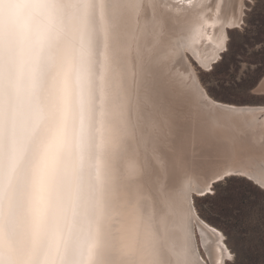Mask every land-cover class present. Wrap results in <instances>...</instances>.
<instances>
[{"label":"snow or ice","instance_id":"obj_1","mask_svg":"<svg viewBox=\"0 0 264 264\" xmlns=\"http://www.w3.org/2000/svg\"><path fill=\"white\" fill-rule=\"evenodd\" d=\"M204 7L2 0L0 264H264V0Z\"/></svg>","mask_w":264,"mask_h":264},{"label":"bare ground","instance_id":"obj_2","mask_svg":"<svg viewBox=\"0 0 264 264\" xmlns=\"http://www.w3.org/2000/svg\"><path fill=\"white\" fill-rule=\"evenodd\" d=\"M193 2L196 3L198 6L207 5V7H204L202 11H200L198 8L196 14L203 17L206 23H213V21H211L208 18V13L215 11L214 5L216 4L217 0H193ZM225 11H227V9H225ZM202 31H204L205 34L208 35L210 38L214 39L213 33L211 31H207L206 29H202ZM210 53H211V49H209L206 54H210Z\"/></svg>","mask_w":264,"mask_h":264},{"label":"water","instance_id":"obj_3","mask_svg":"<svg viewBox=\"0 0 264 264\" xmlns=\"http://www.w3.org/2000/svg\"><path fill=\"white\" fill-rule=\"evenodd\" d=\"M3 14V8H2V0H0V15ZM10 15H14L15 14V10H10L9 11Z\"/></svg>","mask_w":264,"mask_h":264},{"label":"clouds","instance_id":"obj_4","mask_svg":"<svg viewBox=\"0 0 264 264\" xmlns=\"http://www.w3.org/2000/svg\"><path fill=\"white\" fill-rule=\"evenodd\" d=\"M4 7H5V10H6V11L14 10L13 8H11V7H10L9 5H7V4H6Z\"/></svg>","mask_w":264,"mask_h":264}]
</instances>
